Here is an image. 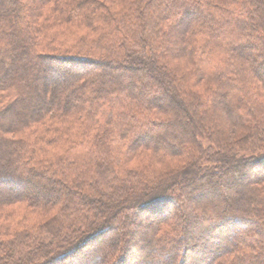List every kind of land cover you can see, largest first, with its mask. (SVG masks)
<instances>
[{"label":"trees","instance_id":"obj_1","mask_svg":"<svg viewBox=\"0 0 264 264\" xmlns=\"http://www.w3.org/2000/svg\"><path fill=\"white\" fill-rule=\"evenodd\" d=\"M0 264H264V0H0Z\"/></svg>","mask_w":264,"mask_h":264},{"label":"rangeland","instance_id":"obj_2","mask_svg":"<svg viewBox=\"0 0 264 264\" xmlns=\"http://www.w3.org/2000/svg\"><path fill=\"white\" fill-rule=\"evenodd\" d=\"M177 63L179 62V61H176ZM176 62H174L173 64H175V65H177L176 64ZM182 65L180 64V66H179V68H182L181 67ZM111 80V79H110ZM109 80V81H110ZM113 81H110V82H108V84H111L110 86H111V88H112V85L114 84V83H112ZM176 113V112H175ZM215 180L216 181H218L217 182V184H214V185H212L211 186V189H212V187L215 189H223V187H225V186H223V184H222V180H223V176H220V175H218L216 178H215ZM206 187H210V186H208V185H206ZM224 190V189H223ZM223 190H222V195H224L225 193H223ZM174 207H175V204L174 205H172V209H174ZM19 210H21L20 208H19ZM19 210H16V209H12V211H11V213H10V225L12 224V226H14L15 225V223L16 222H18L19 220H20V218H21V215H22V213L19 211ZM140 220H142L141 218L139 219V221L138 222H142V221H140ZM137 221V220H136ZM15 228H19V226H15ZM15 228H10L11 230H17V229H15ZM108 237H110V235L108 236L107 235V239H104V241L106 242V241H108Z\"/></svg>","mask_w":264,"mask_h":264}]
</instances>
